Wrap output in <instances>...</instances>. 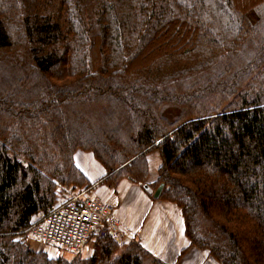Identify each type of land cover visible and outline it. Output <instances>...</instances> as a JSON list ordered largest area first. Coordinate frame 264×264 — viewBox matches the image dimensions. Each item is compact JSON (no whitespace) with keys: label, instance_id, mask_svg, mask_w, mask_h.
Instances as JSON below:
<instances>
[{"label":"trees","instance_id":"16d2710c","mask_svg":"<svg viewBox=\"0 0 264 264\" xmlns=\"http://www.w3.org/2000/svg\"><path fill=\"white\" fill-rule=\"evenodd\" d=\"M77 151L110 188L158 151L178 260L264 264V0H0V264H168L105 229L72 259L18 234L91 186Z\"/></svg>","mask_w":264,"mask_h":264},{"label":"crops","instance_id":"0c3cea01","mask_svg":"<svg viewBox=\"0 0 264 264\" xmlns=\"http://www.w3.org/2000/svg\"><path fill=\"white\" fill-rule=\"evenodd\" d=\"M156 154L157 156L152 152V157H148L149 186L156 181L161 166V159L157 152ZM75 163L88 178L92 195L116 206L115 216L121 223L126 239L137 241L168 264H186L191 261L189 256L193 259L200 258L202 264L208 260L206 251L194 248L186 253L188 256L178 260L180 252L188 245L182 213L178 207L150 196L143 186L128 180H122L115 189L109 188L102 182L106 177L104 168L91 153L77 151ZM188 264H194V260Z\"/></svg>","mask_w":264,"mask_h":264},{"label":"built area","instance_id":"2783aa9c","mask_svg":"<svg viewBox=\"0 0 264 264\" xmlns=\"http://www.w3.org/2000/svg\"><path fill=\"white\" fill-rule=\"evenodd\" d=\"M107 229L116 241L121 237L111 206L88 194L73 193L64 203L18 234L61 249L78 252L93 233Z\"/></svg>","mask_w":264,"mask_h":264},{"label":"rangeland","instance_id":"374dc122","mask_svg":"<svg viewBox=\"0 0 264 264\" xmlns=\"http://www.w3.org/2000/svg\"><path fill=\"white\" fill-rule=\"evenodd\" d=\"M176 113H177V110H176V108H173V107H167L166 108V110H165V115H168L169 117H171V118H173L174 117V115H176ZM156 152L158 153V151H153V154L155 153V156H157V154H156ZM150 154H152V152L150 153ZM150 154L148 155V157L150 156ZM158 155H159V153H158ZM150 157H152V155L150 156ZM159 157H160V155H159ZM161 159V158H160ZM97 161V160H96ZM98 162V161H97ZM99 163V162H98ZM100 164V163H99ZM101 165V164H100ZM102 166V165H101ZM100 166V167H101ZM92 171H93V169H91ZM158 178V177H157ZM148 180H149V177H148ZM148 180H147V182L146 183H148ZM121 182V181H120ZM120 182H118V184L120 183ZM118 184H117V186H118ZM106 185V184H105ZM108 186V185H107ZM116 186V187H117ZM142 186V185H141ZM109 187V186H108ZM116 187H111V189H115ZM110 188V187H109ZM155 190V189H154ZM86 191V190H85ZM89 194H90V192H88ZM95 195V194H94ZM96 197V196H95ZM115 208H116V206H113V205H111V209H112V213H113V215L115 216L116 214H115ZM115 218H116V216H115ZM117 219V218H116ZM117 222H118V224H119V228H120V230L122 229L121 228V223H119V220L117 219ZM168 226V225H167ZM176 226H177V224H176ZM121 235H122V230H121ZM124 236V237H123ZM123 236H121L120 237V239H119V241H116L114 238H113V236H112V238L114 239V241H116L117 243H121L122 242V240L126 237V235L124 234V231H123ZM23 237H25V239H26V242L31 246V248L33 249V250H35V251H43V252H46L47 253V255L49 256V257H51V258H57V257H67V258H69V259H72L73 257H76V256H80V257H82V258H88V257H90L91 256V254H92V252H93V248H94V237L92 238V239H89L87 242H86V244H85V246L82 248V250H80L79 252H75V253H73V252H70L71 254L69 255V251L68 250H63V249H59V248H57V247H55V246H52V245H49V244H46V243H43V242H38V241H35V240H33V239H31V238H29L28 236H23ZM126 239V238H125ZM128 240V239H127ZM194 247H192L191 249H193ZM190 249V250H191ZM194 249H196V248H194ZM190 252V251H189ZM188 252V253H189ZM68 253V254H67ZM186 256H188V255H186ZM208 258V260L204 263V264H218L217 262H215L212 258H209V256H207ZM183 258V257H182ZM181 258V259H182ZM180 259V260H181ZM193 257H190L189 256V260H191V261H188L186 264H188V263H193V260H194V264H202V261H201V259L199 258H195V259H193Z\"/></svg>","mask_w":264,"mask_h":264},{"label":"water","instance_id":"95a60500","mask_svg":"<svg viewBox=\"0 0 264 264\" xmlns=\"http://www.w3.org/2000/svg\"><path fill=\"white\" fill-rule=\"evenodd\" d=\"M144 187H145L147 190H149V191L151 190V189L148 187V185H144ZM163 188H164V185L161 184V185L156 189V191H155V193H154V197H155V198H159V196H160V194H161Z\"/></svg>","mask_w":264,"mask_h":264},{"label":"bare ground","instance_id":"6f19581e","mask_svg":"<svg viewBox=\"0 0 264 264\" xmlns=\"http://www.w3.org/2000/svg\"><path fill=\"white\" fill-rule=\"evenodd\" d=\"M209 2V1H208ZM208 4V3H207ZM252 29V28H251ZM92 258V257H91ZM37 260V259H36Z\"/></svg>","mask_w":264,"mask_h":264}]
</instances>
